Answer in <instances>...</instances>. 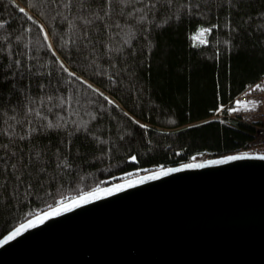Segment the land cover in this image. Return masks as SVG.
I'll list each match as a JSON object with an SVG mask.
<instances>
[{
    "label": "trees",
    "instance_id": "16d2710c",
    "mask_svg": "<svg viewBox=\"0 0 264 264\" xmlns=\"http://www.w3.org/2000/svg\"><path fill=\"white\" fill-rule=\"evenodd\" d=\"M17 3L34 19L29 20L10 0H0V20L7 22L0 25V37L13 34L8 50L11 55L4 60L3 67L13 59H21L24 65L31 63L33 69H21L14 81L0 83V92L4 95V100L0 101V113H3L0 129L14 120L24 119L23 113L14 115L7 111V108L15 107L20 94L13 85L15 89H28L33 96H54L52 102L41 103L44 115L33 114L31 123L55 120L59 113V118L66 120L69 126L83 121L90 127L88 134L81 132L69 136L64 130L53 128L33 138L32 143L46 150L44 167L47 175L43 177V183L36 182L32 195L23 192L19 200L12 196L7 203L0 196V238L27 218V213L46 210L43 205H51L52 197L57 193L67 201L94 183L105 187L138 176V173L156 170V165L174 167L188 163L191 156L199 152L214 156L235 153L252 137V126L212 116L220 104H228L264 75V0H243L239 9L230 8L228 0H183L185 5H192V11L189 13L185 8L182 18L178 0L170 22L153 25L150 18L148 31H143L142 25L137 28L131 44L126 42L128 37L125 35L129 28L121 30L110 21L112 31L117 35H109L108 39L101 35L100 39L104 43L110 40L127 54L114 52L111 59L104 55L85 59L73 49L71 61L61 50L57 36L61 33L65 41L70 40L68 26L60 27L57 22L54 28L53 13L41 6L42 0H17ZM197 4L199 8L195 7ZM162 15L167 19L166 13ZM35 20L45 25L57 54L77 77L83 76L94 88H100L97 93L82 80L73 78L75 86L82 88L94 103L85 106L81 101L77 108L63 89L55 93L52 87L37 89L40 83L47 85L49 80L55 81L60 69ZM205 22L220 26L206 32L203 42H196L193 36L201 27L208 26ZM120 24L127 25L128 21H120ZM17 36L21 41L19 48ZM95 47L99 49L98 44ZM3 54L0 51V55ZM47 67L53 68L51 75L44 71ZM8 75L7 72L0 73V79ZM61 95L69 103L59 104ZM108 98L115 100L119 107L109 104ZM125 113L129 115L125 116ZM131 117L141 123L136 124ZM145 124L148 128L142 127ZM15 130L20 132V128ZM92 132H95L94 137ZM24 152L27 154L28 146ZM130 155H136L137 159L129 160ZM61 160L73 167L64 169ZM136 168L140 171H133ZM123 172L129 175H120ZM45 191H50L51 195L41 200L40 194ZM11 192L9 187L8 193Z\"/></svg>",
    "mask_w": 264,
    "mask_h": 264
},
{
    "label": "water",
    "instance_id": "95a60500",
    "mask_svg": "<svg viewBox=\"0 0 264 264\" xmlns=\"http://www.w3.org/2000/svg\"><path fill=\"white\" fill-rule=\"evenodd\" d=\"M147 173L0 244V264H264V156L132 183Z\"/></svg>",
    "mask_w": 264,
    "mask_h": 264
},
{
    "label": "snow or ice",
    "instance_id": "6c2138e0",
    "mask_svg": "<svg viewBox=\"0 0 264 264\" xmlns=\"http://www.w3.org/2000/svg\"><path fill=\"white\" fill-rule=\"evenodd\" d=\"M178 0H42L41 6L50 10L52 15V24L55 28L57 22H60V27L67 25L70 30L71 39L65 41L64 34L57 33L59 38L61 50L64 51L65 56L69 61L72 60L73 49L77 53L82 54L85 59L89 57L99 58L100 55H104L112 58L114 52L127 54L126 50H122L119 45H114L109 40L108 43H104L100 39L101 35H104L105 39L108 36H116L117 32L112 31V23L114 21L118 28L128 27L129 31L125 33L128 37L127 43L131 44V37L136 33V29L142 27L143 31H148V23L151 18V23L156 24H166L171 21L173 17L172 10L177 7ZM10 3L17 8L21 13H25L29 20H33L34 17L28 15L24 7H20L17 0H10ZM229 7L239 9L243 6V0H228ZM199 8V4L195 6ZM187 9L190 13L192 11V5L189 3L185 5L183 0H179V9L181 18L183 16V10ZM162 13L167 14V19L164 18ZM199 15V13H198ZM127 20L128 24L121 26L120 21ZM7 22L0 20V25H4ZM35 23L39 26L38 31L43 33V39L48 41L47 48L52 50V55L55 62H58L60 71L57 72L55 81L49 80L48 84L45 85L40 83L37 85V89L42 90L46 87H52L53 92L56 90L63 89L65 93L69 94L71 100L75 101L74 107H79L81 101L84 102L85 106L94 103L93 100L89 99L86 92L82 88H77L75 86V80L73 78L83 81L84 85L88 88H94V85L89 84L88 79H84L83 76L77 77V73L72 71L71 68L65 64L64 59L57 54L56 48L51 42V37L49 32L45 30V25L39 20H35ZM208 24L207 27H201L203 32H212L215 28L219 27V23L211 24L210 22H205ZM78 33V34H77ZM13 39V34H9L4 37H0V51L4 54L0 55V73L7 72L10 75L0 79V83H8L9 81H14L17 74L23 69L24 71H31L33 65L28 63L24 65L21 59H13L6 67H3L4 60L11 52L8 51L11 48L9 41ZM17 41V47L20 46V37H15ZM207 43V41H205ZM228 44L229 41H224ZM99 45V49L95 45ZM111 66V65H110ZM49 75H51L53 68L47 67L44 69ZM64 73H68L67 76ZM112 82H115L113 78ZM13 89L20 94L18 95L15 107L7 108V111L13 112L14 115H19L23 113L24 119L15 121L12 124H8L2 129H0V196L4 197V202L7 203L8 199L12 196L19 200L23 192H27L32 195L35 191L36 182L43 183V177L47 175V169L44 165L47 161L44 160L46 150L41 146H38L31 141L34 137L40 136L44 133H48L49 129L64 130L69 136L73 134H84L89 133L90 124L87 122L76 123L73 122L71 126L68 125L66 120L59 118V113L55 120L45 119V122L33 124L31 123L32 115L43 116L44 113L41 110V103L43 101L52 102L54 99L53 95L47 96H33L28 89ZM264 90V84L256 83L247 87V92L251 93L253 90ZM95 92L100 93V88L95 87ZM103 95V93H101ZM4 100V95L0 92V101ZM8 102H11V93L8 96ZM107 102L119 107L115 100L108 98ZM59 104L69 103V100L65 98L64 95L58 97ZM236 105L243 104L245 108H258L264 101L256 98L240 100L236 99L234 101ZM104 105H101L103 108ZM226 106L220 104L215 111L219 112ZM51 111V108L48 109ZM227 111H240L239 108L227 107ZM3 115V113H0ZM125 113V116H128ZM12 119V118H10ZM136 124H140L139 120L135 117H131ZM71 131L68 132V128ZM143 128H148V125H142ZM20 128V132L15 129ZM91 135L94 137L95 132ZM28 146L27 154L24 152V148ZM247 156H264V152H253V151H240L235 154L222 155L215 159H206L202 161H196L194 163H181L176 167H161L156 165L155 167L159 171L148 172L145 176L137 177L132 183H140L142 180H150L156 176H163L166 173L175 172L178 169L184 168H196L201 167L204 164H219L223 161L235 160L238 157ZM59 159V157H58ZM67 159V158H65ZM129 160H136V155L128 156ZM60 163L63 165L64 169H70L73 167L72 164L66 163L65 160H61ZM63 171V169L61 170ZM133 171L139 172L140 169L136 168ZM120 175L127 176L129 173L123 172ZM50 179L55 180V177H50ZM129 182L126 180L120 184H112L110 187H101L100 184L94 183L92 187L87 190L80 191L78 195L73 196L69 200H65V197L59 193L52 197V204H44L43 207L46 210L37 209L35 213H27L26 217L20 222L16 223L11 230L7 231L6 234L0 238V244H4L6 241L12 240L14 237L19 236L26 229L32 228L34 225L43 223L49 217L57 216L60 213L67 212L71 208H75L78 205L85 204L89 201H93L102 196H107L112 192L119 191L121 188H127ZM11 187L12 192L8 193V189ZM63 187V185H61ZM51 195L50 191H45L40 194V199L43 200L47 196ZM58 197V199H57ZM30 207V205H29Z\"/></svg>",
    "mask_w": 264,
    "mask_h": 264
},
{
    "label": "built area",
    "instance_id": "2783aa9c",
    "mask_svg": "<svg viewBox=\"0 0 264 264\" xmlns=\"http://www.w3.org/2000/svg\"><path fill=\"white\" fill-rule=\"evenodd\" d=\"M264 84V75L256 82L248 85L250 87L253 84ZM247 87L238 93L224 109L216 112L212 117L219 118L223 121L230 122L232 120L244 122L254 128L253 135L245 146L239 148L235 153L240 151H248L255 149H264V103H261L258 108H245L243 104L236 105L234 101L236 99H260L264 101V90H253L251 93L247 92ZM227 107L239 108L240 111H227Z\"/></svg>",
    "mask_w": 264,
    "mask_h": 264
},
{
    "label": "rangeland",
    "instance_id": "374dc122",
    "mask_svg": "<svg viewBox=\"0 0 264 264\" xmlns=\"http://www.w3.org/2000/svg\"><path fill=\"white\" fill-rule=\"evenodd\" d=\"M194 40L196 42H203L206 39V32L201 31L200 29L195 32L194 34ZM215 118V117H212ZM248 151H253V152H264V149H255V150H248ZM215 156L209 152H199L193 156H191L190 160L188 163H194L196 161H202L206 159H211L214 158ZM140 173H138L139 175Z\"/></svg>",
    "mask_w": 264,
    "mask_h": 264
}]
</instances>
